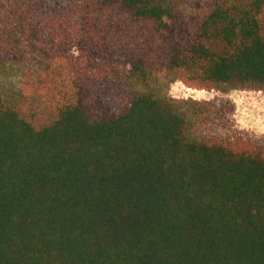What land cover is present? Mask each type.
Returning <instances> with one entry per match:
<instances>
[{"label": "trees", "instance_id": "obj_1", "mask_svg": "<svg viewBox=\"0 0 264 264\" xmlns=\"http://www.w3.org/2000/svg\"><path fill=\"white\" fill-rule=\"evenodd\" d=\"M175 82L264 95V0H0V264H264V144Z\"/></svg>", "mask_w": 264, "mask_h": 264}, {"label": "rangeland", "instance_id": "obj_2", "mask_svg": "<svg viewBox=\"0 0 264 264\" xmlns=\"http://www.w3.org/2000/svg\"><path fill=\"white\" fill-rule=\"evenodd\" d=\"M197 0H172L175 8L183 10ZM164 90V89H163ZM166 95L175 100H193L200 103H211L220 111L221 118L209 128L220 136L241 134L254 143L264 144V95L253 91H196L185 88L179 82L165 88Z\"/></svg>", "mask_w": 264, "mask_h": 264}, {"label": "crops", "instance_id": "obj_3", "mask_svg": "<svg viewBox=\"0 0 264 264\" xmlns=\"http://www.w3.org/2000/svg\"><path fill=\"white\" fill-rule=\"evenodd\" d=\"M263 110H264V108H263ZM262 114H263V116H264V111H263V113H262Z\"/></svg>", "mask_w": 264, "mask_h": 264}]
</instances>
